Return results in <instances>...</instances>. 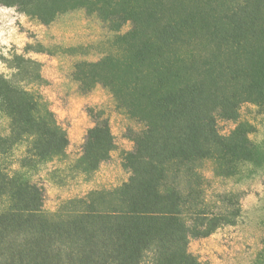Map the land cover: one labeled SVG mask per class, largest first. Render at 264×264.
<instances>
[{"label": "trees", "instance_id": "1", "mask_svg": "<svg viewBox=\"0 0 264 264\" xmlns=\"http://www.w3.org/2000/svg\"><path fill=\"white\" fill-rule=\"evenodd\" d=\"M43 23L84 9L116 32L114 50L75 62L72 78L86 93L105 88L139 126L122 155L128 177L44 209L43 181L32 172L65 155L66 129L38 89L39 69L0 73V264H200L192 238L233 224L237 194L205 196L203 163L231 177L261 154L243 103L264 105V0H0ZM129 28L120 32L122 26ZM23 63L31 62L22 59ZM25 83V84H22ZM76 166L94 171L115 147L102 109ZM219 119L234 127L221 134Z\"/></svg>", "mask_w": 264, "mask_h": 264}, {"label": "rangeland", "instance_id": "2", "mask_svg": "<svg viewBox=\"0 0 264 264\" xmlns=\"http://www.w3.org/2000/svg\"><path fill=\"white\" fill-rule=\"evenodd\" d=\"M128 28L126 23L120 32ZM115 34L84 9L60 13L53 21L43 23L15 7L0 4V73L11 77L20 65L39 69V83L22 84L42 92L69 138L63 157L32 172L34 180L43 181L46 211H54L63 200L83 196L90 190L114 188L128 177L122 155L132 147L127 131L139 124L115 107L112 96L100 84L83 93L72 78L75 62L94 61L114 50ZM22 59L31 62L23 63ZM90 107L102 109L108 117L115 147L94 171L82 172L76 160L85 132L93 125L87 111ZM239 120L252 124L249 137L261 157L256 165H240L239 173L231 177L216 176L212 162L203 163L206 198L220 205L219 196L233 192L237 194L240 212L233 224L222 225L207 236L189 241L188 249L200 264H264V105L243 103ZM7 125V119L0 114V134L7 132ZM234 125L231 120L217 121L221 134H227Z\"/></svg>", "mask_w": 264, "mask_h": 264}]
</instances>
